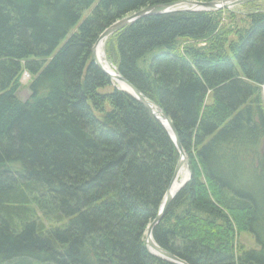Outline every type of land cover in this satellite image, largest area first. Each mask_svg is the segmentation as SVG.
<instances>
[{
  "label": "trees",
  "instance_id": "1",
  "mask_svg": "<svg viewBox=\"0 0 264 264\" xmlns=\"http://www.w3.org/2000/svg\"><path fill=\"white\" fill-rule=\"evenodd\" d=\"M172 1L0 0V264H176L146 231L179 149L93 56L116 21ZM224 13L147 16L104 50L187 156L156 242L189 264H264V8Z\"/></svg>",
  "mask_w": 264,
  "mask_h": 264
},
{
  "label": "water",
  "instance_id": "2",
  "mask_svg": "<svg viewBox=\"0 0 264 264\" xmlns=\"http://www.w3.org/2000/svg\"><path fill=\"white\" fill-rule=\"evenodd\" d=\"M250 1H262V0H214V1H203V0H177L168 3H163L159 5H153L146 8H143L137 12H134L109 26L97 39L96 43L93 47V56L96 63L101 67L107 74H109L113 80V74L106 69L105 65L102 63L99 57V48L100 44L105 42V40L114 34L115 32L121 30L122 28L136 22L141 18H145L147 16L163 14L168 12H173L177 10H185V11H201V10H222V9H231L234 6L244 4ZM182 4H188V7H181ZM116 79L122 81L126 84V86L130 90H126L124 88L119 87L120 89L130 93L134 97H136L139 101H141L144 106L157 118L161 121V123L166 127L168 132L170 133L172 139L176 143L177 148L180 152V159L176 165L173 178L169 185V188L166 192L163 205L161 206L160 213L154 219V221L148 226L146 231V242L149 249L157 256L165 258L176 264H189L185 260L181 259L177 255L171 253L170 251L161 247L156 240L154 239L153 232L156 225L161 221L166 209L176 196L177 192L190 180L191 172L189 171L188 179L182 182L181 187L174 193L173 187L177 183L179 176L184 168L187 165V156L185 150L183 149L181 142L178 137L177 130L171 120V118L165 113V111L160 108L156 103L151 101L148 97H146L135 85H133L129 80H127L123 75L117 72ZM164 116L168 119L170 123V128L167 127L162 121L161 117ZM188 168V167H187Z\"/></svg>",
  "mask_w": 264,
  "mask_h": 264
},
{
  "label": "rangeland",
  "instance_id": "3",
  "mask_svg": "<svg viewBox=\"0 0 264 264\" xmlns=\"http://www.w3.org/2000/svg\"><path fill=\"white\" fill-rule=\"evenodd\" d=\"M264 8V0L262 1H255L253 4L251 5H246V6H243L242 4L241 5H237V6H234L232 7L231 9H222L224 13V15L230 10V11H233V10H239V11H242V12H247V11H250V10H258V9H262ZM90 11V10H89ZM87 11V13L89 12ZM105 43V42H104ZM103 51H104V55H105V59H106V54H105V50H104V44H103ZM107 60V59H106ZM112 66V65H111ZM112 68L116 71L115 67L112 66ZM31 76L29 74L28 77H26L25 75L23 76L22 78V82H23V88H21L20 90V95L22 98H27L29 95H30V90H29V87H28V83L31 81ZM114 82L120 87L119 83H118V80H114ZM120 82V81H119ZM123 88V87H121ZM126 89V88H125ZM129 89V88H128ZM262 94H263V88H262ZM263 100H264V97H263ZM188 167V166H187ZM189 170V168H188ZM190 171V170H189ZM240 241H242V243H245L246 245L250 246V247H256L257 246V243L256 241L252 240L250 234H248V232H243L241 234V239Z\"/></svg>",
  "mask_w": 264,
  "mask_h": 264
},
{
  "label": "bare ground",
  "instance_id": "4",
  "mask_svg": "<svg viewBox=\"0 0 264 264\" xmlns=\"http://www.w3.org/2000/svg\"><path fill=\"white\" fill-rule=\"evenodd\" d=\"M181 7H188V4H182ZM99 57H100L102 63L105 65L106 69H108L113 74V80L117 81L118 79L115 78V76L117 74V70L115 71L112 68L111 64L105 59V55H104V51H103V43L100 44ZM118 83H119L120 87H123L124 89L126 88V90H130V89H128L126 84L123 83L122 81L119 82V80H118ZM161 119L164 122V124L170 128V123H169L168 119L164 116H162ZM188 176H189V170H188L187 166L185 165L180 176H179L177 183L173 187L174 193L181 187L182 182H184L186 179H188Z\"/></svg>",
  "mask_w": 264,
  "mask_h": 264
},
{
  "label": "built area",
  "instance_id": "5",
  "mask_svg": "<svg viewBox=\"0 0 264 264\" xmlns=\"http://www.w3.org/2000/svg\"><path fill=\"white\" fill-rule=\"evenodd\" d=\"M25 76H26V77H28V76H29V74H28L27 72H25ZM262 88H263V97H264V85H263V87H262Z\"/></svg>",
  "mask_w": 264,
  "mask_h": 264
}]
</instances>
